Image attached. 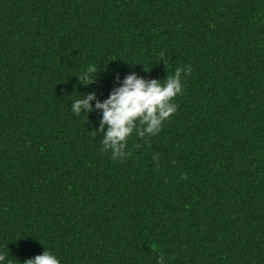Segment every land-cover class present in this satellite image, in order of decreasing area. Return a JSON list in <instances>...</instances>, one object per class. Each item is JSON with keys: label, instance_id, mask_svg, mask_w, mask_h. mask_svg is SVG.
<instances>
[{"label": "trees", "instance_id": "1", "mask_svg": "<svg viewBox=\"0 0 264 264\" xmlns=\"http://www.w3.org/2000/svg\"><path fill=\"white\" fill-rule=\"evenodd\" d=\"M177 67V111L123 159L102 151V111H71ZM45 250L264 264V0H0V264Z\"/></svg>", "mask_w": 264, "mask_h": 264}, {"label": "clouds", "instance_id": "2", "mask_svg": "<svg viewBox=\"0 0 264 264\" xmlns=\"http://www.w3.org/2000/svg\"><path fill=\"white\" fill-rule=\"evenodd\" d=\"M164 56L165 53L161 52L159 61ZM186 71L188 75H191V66H188ZM184 72V68L177 67L173 75H167L163 79V83L161 80H146L134 72L130 73L120 82L119 87L112 89L103 102L97 99L94 92L89 93L74 100L71 111L75 116L82 115V110L87 115L94 110L102 111L99 126V132L103 133V139L100 140L103 146L102 151L110 150L114 160L123 159L131 154L125 152L129 136L135 133L141 140L155 136L161 131L163 123L177 111L178 106L174 100L182 94L181 77ZM98 74V68L95 65H89L77 76L81 84L90 85L95 82ZM117 81L119 82L118 74ZM94 100L95 108L91 103ZM93 134L95 136L96 132ZM136 147L139 148L140 145L137 144ZM5 259L6 256L0 254V262ZM24 264H60V261L50 251L45 250L43 254L25 260ZM158 264H164L163 255L160 256Z\"/></svg>", "mask_w": 264, "mask_h": 264}]
</instances>
